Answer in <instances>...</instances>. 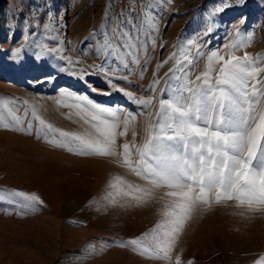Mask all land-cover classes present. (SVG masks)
Wrapping results in <instances>:
<instances>
[{
	"label": "rangeland",
	"instance_id": "1",
	"mask_svg": "<svg viewBox=\"0 0 264 264\" xmlns=\"http://www.w3.org/2000/svg\"><path fill=\"white\" fill-rule=\"evenodd\" d=\"M129 14L140 31L128 30L144 47L136 53L139 63L128 56L124 67L113 56L106 62L98 46L103 32L111 35L117 18L126 20ZM209 50L226 58L247 53L252 66L264 67V0H0V264H176L177 258L180 264H262L264 205L238 207L235 199L216 203L214 194L210 204L193 205L170 234L169 259L153 258L163 256L157 237L168 230L154 235L153 229L165 220V203L174 198L165 195L166 187L153 188L122 166L121 146H142L151 136L146 129L155 131L168 119L161 101L176 97L186 72L195 81L206 70ZM114 74L115 88L108 82ZM256 79L264 81V73ZM253 82L248 100L258 101L252 105L255 127L264 96L251 95ZM84 98L117 114L116 156L78 154V141L48 132L33 115L55 129L102 139L96 122L89 117L85 123L75 107L88 108ZM129 116L127 134L121 136ZM260 143L264 146V140ZM53 157L59 159L57 173L49 161ZM132 159H137L134 150ZM29 161L40 163L35 174L53 177L54 189L29 182L23 190L12 186L16 171L31 170ZM116 177L126 182L120 185L124 191L139 182L153 195L117 194L110 187ZM216 240L227 242V249L217 245L211 251L208 246ZM190 246L199 251H189Z\"/></svg>",
	"mask_w": 264,
	"mask_h": 264
},
{
	"label": "snow or ice",
	"instance_id": "2",
	"mask_svg": "<svg viewBox=\"0 0 264 264\" xmlns=\"http://www.w3.org/2000/svg\"><path fill=\"white\" fill-rule=\"evenodd\" d=\"M167 2L171 3V0ZM146 11L150 12L151 9ZM128 26L137 32L140 31V26L133 22L129 14L126 20L122 17L117 18L111 35L107 31L103 32L104 38L99 43L98 52L105 56L106 62L109 56H113L118 58L124 67H128L126 58L133 56L135 59L132 63H139L140 57L136 53L142 50L144 45H136L135 41L139 37L131 35ZM196 54L197 57L201 55L198 47ZM206 58V70L196 76L195 81L188 79L186 72L185 83L182 89H177L176 97L168 102L161 101V110L168 119H162L155 131L146 129L151 133L150 138L140 147L129 143L121 146L122 166L147 181L153 188L166 187L169 191L165 195L174 198L165 203L162 213L165 220L153 229L154 235L161 229H168L163 231L162 237H157L156 248L163 252V256L156 255L153 258L169 259L170 234L175 233L187 219L193 205L197 202L210 204L209 197L212 194L216 203H220L222 199H235L238 207L247 204L251 208L254 203L264 205V146L260 143L264 140V112L260 114L259 123L252 127L255 120L252 105L258 101L248 100L250 81H254L251 83V95L264 96V91L258 88V85L264 87V81L256 79L259 74L264 73V67L252 66L247 53L243 58L234 54H229L226 58L218 51L209 50ZM185 59L188 64H192L191 57ZM147 63L145 61L143 70H146ZM216 65L219 67L216 68ZM213 72L216 73L214 84ZM113 78L118 77L114 74L108 82L115 88L116 86L112 84ZM123 78L127 79V76ZM156 83L158 81L153 80V84ZM184 92L191 93V97L184 96ZM124 94L130 99H136L131 92ZM139 102L150 104L151 100ZM245 103L247 108L244 106ZM84 104L89 107L82 108L79 104L75 106L83 112L81 119L89 123L90 117L91 121L96 122L93 126L102 139H85L79 134L55 129L35 113L33 115L48 132L58 133L61 138L78 141V154L116 156L114 146L117 136L115 132L117 114L87 98H84ZM107 117H111L112 120ZM131 119V116L125 119V131L119 135L127 134V125ZM133 150L137 157L135 161L132 159ZM253 159L256 160L255 165H252ZM125 183L122 178L116 177L114 182L110 183V187L116 189L117 194L123 191L125 196L133 192L151 194L150 189L133 185H127L129 191H124L120 185ZM111 195L112 193H109V196ZM28 198L38 200L35 196ZM133 198L140 200L141 196ZM111 202L115 203V200ZM143 251L147 253L149 249L145 248ZM176 264H180L179 258Z\"/></svg>",
	"mask_w": 264,
	"mask_h": 264
},
{
	"label": "bare ground",
	"instance_id": "3",
	"mask_svg": "<svg viewBox=\"0 0 264 264\" xmlns=\"http://www.w3.org/2000/svg\"><path fill=\"white\" fill-rule=\"evenodd\" d=\"M254 100V99H253ZM256 101V100H255ZM264 107V106H263ZM17 147V146H16ZM56 157V156H55ZM55 157H53V158H51L49 161H50V163H51V168H52V170L54 171L53 173H57L58 172V161H59V159L58 158H55ZM58 157V156H57ZM60 158V157H59ZM46 159H48L47 157H46ZM56 159V160H55ZM43 162V161H42ZM29 163L31 164L30 166H31V170H29L28 171V173L27 172H25V171H16L17 173L15 174V176H16V178H17V182H16V184L15 185H12L13 187H15V188H17V189H21V190H23L24 188H23V183L24 182H29L30 184H32V185H34V186H37L39 189L41 188V189H43V188H46V189H49V188H51V189H54L55 187H56V184H55V182H52V181H50L49 179H53V177L51 176V177H49V178H47L46 176H44V175H42V176H40V174L38 173V174H35L34 172H36L37 171V169H39V167H40V163L39 162H35V163H33V162H31V161H29ZM45 163V162H44ZM63 163V162H62ZM47 164V163H46ZM48 164H49V162H48ZM37 165V166H36ZM26 168V167H25ZM37 168V169H36ZM19 170V169H18ZM28 170V169H27ZM14 172V171H13ZM38 172V171H37ZM55 176V175H54ZM139 183V182H138ZM138 183H131V185H133V186H139L140 188L142 187L140 184H138ZM142 183V182H141ZM143 189V188H142ZM51 191V190H50ZM150 192H151V194L153 195V193H152V191L150 190ZM51 193V192H50ZM36 194H38L39 195V197H41V198H43V199H46L47 200V197L45 196V192H43L42 190H38L37 191V193ZM151 195V196H152ZM221 246L222 248H224L225 250L227 249V247H228V243L227 242H219V241H215V243L214 244H212V246H208V248L211 250V251H214L213 249H214V247H216V246ZM219 246V247H220ZM234 248H237V246H235ZM188 249V248H187ZM199 251V248H195L194 246H190L189 247V251ZM188 251V250H187ZM163 254V253H162ZM199 256V255H198ZM224 262H225V259H224Z\"/></svg>",
	"mask_w": 264,
	"mask_h": 264
}]
</instances>
